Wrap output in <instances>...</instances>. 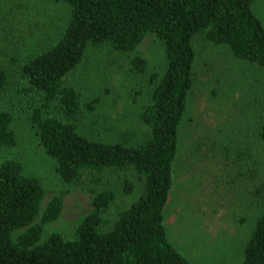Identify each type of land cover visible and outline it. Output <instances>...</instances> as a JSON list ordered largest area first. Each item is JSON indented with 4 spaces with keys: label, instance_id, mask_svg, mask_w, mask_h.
Segmentation results:
<instances>
[{
    "label": "trees",
    "instance_id": "obj_1",
    "mask_svg": "<svg viewBox=\"0 0 264 264\" xmlns=\"http://www.w3.org/2000/svg\"><path fill=\"white\" fill-rule=\"evenodd\" d=\"M45 1L63 2L69 12L64 28L43 39H50L47 44L39 46L37 33L27 32L33 47L20 70L28 89L40 95V104L29 115L38 143L64 184L83 177L100 183L103 172L130 170L137 181L125 177L119 190L139 191L110 221L105 215L117 191L101 188L94 192L91 209L73 237L54 231L42 238L44 224L60 214L63 197L52 196L41 210L45 191L40 178L25 173L18 159L0 161V264H192L168 239L164 213L173 186L178 127L194 83V39L200 36L210 44L225 45L235 58L264 72V25L252 10L253 0ZM148 32L162 42L165 68L139 112L147 126L145 136L128 145L80 132L83 107L94 110L97 98L84 105L77 89L64 83L66 74L81 61L87 46L108 44L132 52ZM19 48L12 51L20 54ZM146 67L143 56L130 59L131 70L144 72ZM7 76L0 65V93ZM51 104L63 119L46 112ZM254 105L262 107L264 100L257 95ZM12 121L11 111L0 109V152L17 143ZM253 123L254 142L248 150L258 157L264 153V121L255 116ZM255 195L264 199V183ZM242 253L238 264H264V200Z\"/></svg>",
    "mask_w": 264,
    "mask_h": 264
},
{
    "label": "rangeland",
    "instance_id": "obj_2",
    "mask_svg": "<svg viewBox=\"0 0 264 264\" xmlns=\"http://www.w3.org/2000/svg\"><path fill=\"white\" fill-rule=\"evenodd\" d=\"M52 2L0 0V65L8 72L0 109L11 111L17 134L16 145L4 147L0 161L18 159L25 173L40 178L45 191L41 210L52 196L63 197L60 214L44 224L42 238L54 231L71 238L90 211L95 191L106 186L116 189L117 196L105 215L111 221L139 190L130 194L119 190L123 178L137 181L130 170L103 172L100 183L83 177L64 184L38 143L29 115L40 104V95L28 89L20 63L33 47L28 31L37 33L41 43H35L43 45L66 25L68 5ZM252 10L264 25V0H253ZM47 35L50 39L44 41ZM16 47L20 54L12 51ZM194 51V83L178 127L164 225L172 245L192 264H238L264 200L255 195L264 183V153L251 157L248 150L254 142L253 118L264 121V106L254 105L255 96L264 100V72L235 58L227 46L210 44L200 36L194 39ZM134 55L147 60L144 72L130 69ZM164 68L163 45L152 32L132 52H120L108 44L87 46L81 61L64 77L84 105L97 98L94 110L83 107L78 130L106 142L137 144L147 132L139 112L149 102V92ZM46 112L64 118L54 104Z\"/></svg>",
    "mask_w": 264,
    "mask_h": 264
}]
</instances>
